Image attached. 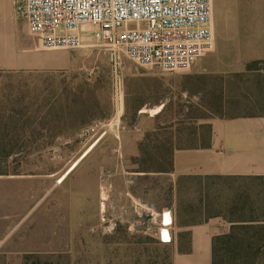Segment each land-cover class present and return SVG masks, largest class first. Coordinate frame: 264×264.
Wrapping results in <instances>:
<instances>
[{
    "label": "rangeland",
    "instance_id": "374dc122",
    "mask_svg": "<svg viewBox=\"0 0 264 264\" xmlns=\"http://www.w3.org/2000/svg\"><path fill=\"white\" fill-rule=\"evenodd\" d=\"M1 3L0 23L14 30L18 65L29 68L0 72V111L10 107L7 117L13 118V109L22 112L26 117L19 123L29 131L32 115L41 108L45 118L37 123L46 130L52 128L44 141H56L41 157L29 158L22 170L45 172L63 165L67 173L63 188L50 195L48 206L26 217L32 200L18 198L14 189L0 185V264H181L172 247L152 237L156 225L142 212L144 204H126L119 195L121 176L132 169L134 159L129 161L127 155L135 142L114 139L123 127L135 123V115L122 117L128 95L134 110L138 101L156 99L150 87H158L160 96L167 93L166 84L156 77L187 73L191 68L162 72L140 66L86 33L82 48L43 50L35 34L30 32L33 39L28 35V25L17 11L18 0L11 10ZM212 6L214 48L202 56L220 60L212 70L235 71L245 56L264 57V48H233V35L216 32V21L223 15L239 13L255 21L257 12L264 13V0H212ZM29 41L34 44L32 53L24 52ZM253 68L264 72V60ZM134 75H142V81L137 82ZM99 123L106 126L90 137L87 131ZM20 139L30 141L28 135ZM163 142L147 141L145 149L155 150ZM111 185L117 193L108 198ZM256 216L264 220L260 207ZM56 220L62 240L46 241L48 236L41 231ZM181 238L183 249H188V235L183 233ZM196 261L206 264L208 259Z\"/></svg>",
    "mask_w": 264,
    "mask_h": 264
},
{
    "label": "crops",
    "instance_id": "0c3cea01",
    "mask_svg": "<svg viewBox=\"0 0 264 264\" xmlns=\"http://www.w3.org/2000/svg\"><path fill=\"white\" fill-rule=\"evenodd\" d=\"M16 1L3 0V6L11 10ZM1 5L0 0V8ZM263 14L257 12L255 21H248L239 13L229 18L220 16L216 32L233 35V48L258 51L264 48ZM213 20L214 11L212 25ZM33 46L29 41L24 52L32 53ZM16 49L14 30L0 23V72L29 68L18 65ZM262 56H245L235 71L212 70L220 60L201 57L187 73L159 76L165 79L156 77L168 87L164 96L152 86L150 92L156 99L138 101L134 110H130L131 95L127 96L122 117L135 115V123L123 127L114 141H134L133 152L127 155L129 161H134L132 169L121 176L119 195L126 204H144L157 213H170L174 241L161 243L157 232L152 237L172 247L176 257L182 259L181 264H199V258L212 264L213 238L228 234L233 225L247 224L230 214L243 191L254 202L264 199V72L248 68L264 60ZM134 77L137 82L142 81V75ZM9 111L7 107L0 115ZM147 141H164L168 149L165 169L156 166L161 163V153H142L140 146ZM66 173L63 165H54L50 171L0 176V185L14 189L18 198L32 200L26 217L48 206L50 195L63 188ZM160 182H164L163 188ZM114 193L117 191L111 185L107 197L112 198ZM54 204L53 208L58 209V204ZM41 232L48 236L46 241L62 240L58 237L57 220L48 222ZM183 233L188 235L186 250L182 246Z\"/></svg>",
    "mask_w": 264,
    "mask_h": 264
},
{
    "label": "built area",
    "instance_id": "2783aa9c",
    "mask_svg": "<svg viewBox=\"0 0 264 264\" xmlns=\"http://www.w3.org/2000/svg\"><path fill=\"white\" fill-rule=\"evenodd\" d=\"M17 11L43 50L79 49L83 34H92L108 49L162 72L187 71L214 46L212 0H18ZM105 126L87 134L95 137ZM141 206L160 242L171 244L170 213Z\"/></svg>",
    "mask_w": 264,
    "mask_h": 264
},
{
    "label": "trees",
    "instance_id": "16d2710c",
    "mask_svg": "<svg viewBox=\"0 0 264 264\" xmlns=\"http://www.w3.org/2000/svg\"><path fill=\"white\" fill-rule=\"evenodd\" d=\"M255 64H250L248 68L251 70ZM41 112L40 108L32 115L34 124L29 131L19 123L26 117L22 112L13 109L11 115L14 114V118L0 115V176L21 175L29 158L41 157L47 148L55 145L56 141H44L46 132L52 128L46 130L41 123H37L45 118ZM27 135L30 141L20 139ZM52 136H56L55 133ZM140 149L142 153H147L145 144L142 143ZM155 150L161 153L162 158L156 166L163 170L168 164L164 160L168 149L160 145ZM259 207L264 211V199L254 202L243 191L230 214L247 224L233 225L228 234L213 238L212 264H264V224H261L264 220L256 216ZM206 212L211 213V210Z\"/></svg>",
    "mask_w": 264,
    "mask_h": 264
},
{
    "label": "bare ground",
    "instance_id": "6f19581e",
    "mask_svg": "<svg viewBox=\"0 0 264 264\" xmlns=\"http://www.w3.org/2000/svg\"><path fill=\"white\" fill-rule=\"evenodd\" d=\"M164 220H165V222H166L167 224H169L170 221H171V217H170L168 214H166V215L164 216ZM163 233H164V235H165V238H167V237H168V236H167V232H166V231H163Z\"/></svg>",
    "mask_w": 264,
    "mask_h": 264
}]
</instances>
